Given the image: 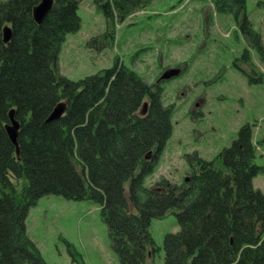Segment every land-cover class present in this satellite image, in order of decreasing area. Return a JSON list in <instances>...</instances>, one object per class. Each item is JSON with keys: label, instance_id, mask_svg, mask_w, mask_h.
I'll use <instances>...</instances> for the list:
<instances>
[{"label": "trees", "instance_id": "16d2710c", "mask_svg": "<svg viewBox=\"0 0 264 264\" xmlns=\"http://www.w3.org/2000/svg\"><path fill=\"white\" fill-rule=\"evenodd\" d=\"M82 1L52 0L37 23L32 12L41 0H0V264H47L26 219L48 195L97 204L118 264H145L157 251L151 221L168 211L179 230L164 236V264H264V195L252 184L261 167L250 126L243 124L213 160L186 155L187 181L145 185L172 135L174 109L162 101V83L149 84L117 62L79 80L59 74L61 47L80 28ZM151 1L92 0L106 21ZM210 1L216 14L234 18L247 44L240 60L248 64L253 52L264 64L246 0ZM3 26L11 28L6 43ZM241 72L250 84H264L262 73ZM59 106L62 115L50 120ZM10 112L16 146L6 130Z\"/></svg>", "mask_w": 264, "mask_h": 264}, {"label": "rangeland", "instance_id": "374dc122", "mask_svg": "<svg viewBox=\"0 0 264 264\" xmlns=\"http://www.w3.org/2000/svg\"><path fill=\"white\" fill-rule=\"evenodd\" d=\"M77 13L80 28L66 36L59 54L61 76L79 80L117 62L153 84L164 71L179 70L162 83V101L174 109L173 131L145 185L160 179L181 184L186 155L215 159L247 123L261 167L252 184L264 195V84H250L241 72L264 75V64L253 52L248 64L240 60L247 44L231 15L216 14L210 0H152L113 21L83 0ZM245 14L264 44V1L246 0ZM26 230L47 264H118L100 207L91 201L44 196L30 209ZM178 230L172 211L151 221L157 251L147 254L145 264H164V236Z\"/></svg>", "mask_w": 264, "mask_h": 264}, {"label": "water", "instance_id": "95a60500", "mask_svg": "<svg viewBox=\"0 0 264 264\" xmlns=\"http://www.w3.org/2000/svg\"><path fill=\"white\" fill-rule=\"evenodd\" d=\"M52 5V0H41V2L33 9L32 16L35 22L40 23L47 12L49 11L50 7ZM2 35H3V42H7L10 39L11 36V28L4 27L2 29ZM179 75L178 69H168L163 72V74L158 79L157 83L160 82H166L173 78H176ZM147 111V103H143L142 109L138 113L139 116H144ZM63 113V108L61 106L57 107L52 114L50 115V120H55L59 118ZM9 119H10V125L7 126V134L9 136V139L11 142L16 146V137H17V130H18V124L13 120L12 112L9 113ZM16 154H18V150L16 148ZM187 181V178L184 179Z\"/></svg>", "mask_w": 264, "mask_h": 264}, {"label": "flooded vegetation", "instance_id": "af4514ba", "mask_svg": "<svg viewBox=\"0 0 264 264\" xmlns=\"http://www.w3.org/2000/svg\"><path fill=\"white\" fill-rule=\"evenodd\" d=\"M3 28V27H2Z\"/></svg>", "mask_w": 264, "mask_h": 264}]
</instances>
